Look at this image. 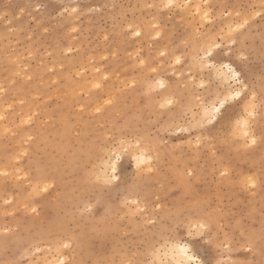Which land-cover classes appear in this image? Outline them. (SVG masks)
<instances>
[{"label":"rangeland","instance_id":"1","mask_svg":"<svg viewBox=\"0 0 264 264\" xmlns=\"http://www.w3.org/2000/svg\"><path fill=\"white\" fill-rule=\"evenodd\" d=\"M168 1L0 0V264H174L162 236L207 264L264 261V113L234 102L196 126L226 87L200 69L212 40L259 93L264 0Z\"/></svg>","mask_w":264,"mask_h":264},{"label":"snow or ice","instance_id":"2","mask_svg":"<svg viewBox=\"0 0 264 264\" xmlns=\"http://www.w3.org/2000/svg\"><path fill=\"white\" fill-rule=\"evenodd\" d=\"M167 7H171L172 3L169 0ZM207 17V13H205V18ZM248 24V20L245 19L243 24H238L235 29L230 28V33L237 32L239 29L244 28L245 25ZM136 35H139L137 32ZM229 39L233 40L235 43V39L232 36H229ZM221 48V44L217 43L215 40H212L208 43L203 49V55L199 56L200 61V69L203 70L207 68L209 70V77L212 75V71L215 70V78L218 82L224 83L226 85L224 92L220 95H217L215 100L212 102L210 106H203V116L197 122V127H205L206 125H212L217 121V118L221 115V110H227L226 106L235 107L234 102L243 103L244 108L243 111L248 118H255L257 112L260 111L264 113V75H262V79L260 81V90L257 92L256 88L249 84L245 79L242 78V72L238 71L231 64L219 63L217 66L216 63H213L214 60V52L217 49ZM242 61H246L247 57H241ZM176 63H180V58H176ZM225 69L227 71H225ZM160 87H164L163 81L159 82ZM98 87V85H97ZM200 87L203 88L204 84L201 82ZM167 104L171 105L173 101L171 99L166 101ZM164 107V105H161ZM239 125L242 126L243 132L242 134L247 137L249 135L247 129L249 127V119L245 118L242 121H237ZM180 131H188L187 128H181ZM256 140L252 139L251 144H255ZM127 151V149H125ZM137 161V167L142 163H145V159L143 154L141 156L135 157ZM120 160V156L117 155L115 157V162L110 164L112 175L109 178L107 183L118 180L119 177L116 175L117 172V162ZM151 171V168L148 169ZM192 173H188L191 175ZM247 184L255 187V181L252 178H248ZM35 211V209H33ZM189 237H198L199 239H204L205 236H212V225L210 222H198L195 225V231L190 227L188 230ZM162 242L160 248H156L153 251V255H159L161 250H164V255L167 256L169 252L173 254V260L175 264H207L206 261L202 260L197 251H193L192 242H184L182 239H171L170 237L162 236ZM207 243H212L211 239L206 241ZM65 248L68 247L67 244L63 245ZM249 252L252 251V248L249 247L247 249ZM261 255L264 256V235L261 238ZM60 264H64L63 260L60 261ZM131 264V262H129ZM137 264H141V262H137ZM147 264V262H144ZM161 264H165L163 260H161ZM235 264V262H234ZM264 264V261L261 262Z\"/></svg>","mask_w":264,"mask_h":264},{"label":"bare ground","instance_id":"3","mask_svg":"<svg viewBox=\"0 0 264 264\" xmlns=\"http://www.w3.org/2000/svg\"><path fill=\"white\" fill-rule=\"evenodd\" d=\"M173 2H175V0H171V3H173ZM168 3H169V1H168ZM225 64H231V63H228V62H225ZM232 65V64H231ZM218 66V65H217ZM233 66V65H232ZM234 68H236L235 66H233ZM237 69V68H236ZM225 71H227L226 69H225ZM213 73H214V70H213ZM224 84V83H223ZM212 104V101H211V103H209V104H207V103H204L203 105H202V107H201V113H202V116H203V106H210ZM144 159H145V157H144ZM112 162H115V159H108V160H106L105 162H104V164H103V167H102V174L103 175H108V173L110 172L111 173V175H112V170H111V167H110V164L112 163ZM168 255L170 256V258H171V261L175 264V261L173 260V254L171 253V252H169L168 253Z\"/></svg>","mask_w":264,"mask_h":264}]
</instances>
